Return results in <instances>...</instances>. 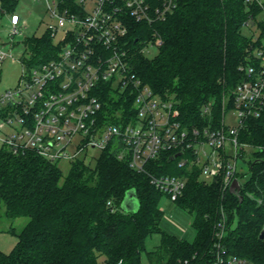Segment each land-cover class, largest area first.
<instances>
[{
  "label": "trees",
  "instance_id": "trees-1",
  "mask_svg": "<svg viewBox=\"0 0 264 264\" xmlns=\"http://www.w3.org/2000/svg\"><path fill=\"white\" fill-rule=\"evenodd\" d=\"M19 1L0 0V12L16 13ZM75 3L62 0V6L72 10ZM250 12L245 0H180L164 20L133 21L127 39L136 73L156 92L177 99L184 123H209L202 108L210 101L214 102V123H218L224 100L231 99L234 88L245 78L242 65L253 61V47L264 41V21L259 22L261 34L256 40L242 31ZM158 37L162 40L159 52L148 58L140 48ZM52 40L49 31L25 38L32 61L41 56L47 59L54 52ZM103 101L112 121H118L113 113L121 103L132 104V99L110 95ZM240 141L254 148L243 151V156L250 157V177L241 189L243 199L223 187L221 176L206 180L198 167H180L172 152L149 164L157 174L188 176L184 194L174 202L194 215L193 241L161 229L164 211L160 201L165 194L147 175L133 170L128 159H119L111 145L91 161H72L66 175L59 163L34 151L14 153L3 145L0 200L8 217L27 216L29 221L12 252L0 249V264H144L146 240L153 233H161V244L146 251L150 264H183L186 260L213 264L215 229L224 217L225 254L264 264V110L260 116L248 118ZM132 188L140 207L127 212L121 203Z\"/></svg>",
  "mask_w": 264,
  "mask_h": 264
},
{
  "label": "built area",
  "instance_id": "built-area-1",
  "mask_svg": "<svg viewBox=\"0 0 264 264\" xmlns=\"http://www.w3.org/2000/svg\"><path fill=\"white\" fill-rule=\"evenodd\" d=\"M75 1L72 10L63 7L62 0H46L56 21L48 28L52 39L64 27L66 37L54 44L47 59L41 56L36 62L27 51L26 36L17 38L23 33L20 15L10 14L9 44L11 49L22 47L18 59L22 72L15 87L0 91L2 144L14 153L31 150L57 163L88 160L111 145L119 159H128L133 170L147 175L175 201L184 194L188 176L157 174L149 167L163 153L172 152L180 167H198L206 180L221 176L223 187L230 190L235 179L240 181L239 157L254 149L240 141V132L248 118L258 117L264 110V41L253 47V61L242 65L245 78L234 88L231 99L224 101L221 120L214 123V102L210 101L202 108L209 123L189 126L180 118L177 99L156 92L136 73L127 39L133 21L164 20L180 0ZM245 3L251 10L246 26L264 21V0ZM88 4L91 8L86 9ZM161 43L160 37L150 40L140 51ZM9 56L13 57L12 50L0 49V69ZM109 95L132 99L130 106L124 102L114 110L118 121H112L105 108L103 98ZM231 111L234 117L230 121ZM226 225L225 217L216 225L213 264H258L225 254Z\"/></svg>",
  "mask_w": 264,
  "mask_h": 264
},
{
  "label": "rangeland",
  "instance_id": "rangeland-1",
  "mask_svg": "<svg viewBox=\"0 0 264 264\" xmlns=\"http://www.w3.org/2000/svg\"><path fill=\"white\" fill-rule=\"evenodd\" d=\"M91 8L88 4L86 9ZM15 12L21 17V26L23 33L18 36V39H22L27 36H42L48 32V28L55 25L56 21L50 16L47 9L46 0H20ZM10 13L2 14L0 12V49L12 50L13 57H7L0 69V91H4L8 88L15 87L19 81L22 72V63L18 60L21 56L20 51L22 47L17 45L11 49L9 41L10 35ZM65 28L60 29L57 35L54 37L53 44L57 45L60 41L66 37ZM243 33L249 37L257 39L261 34V28L259 25L253 27L244 26ZM256 33V35L254 34ZM159 52L158 47H146L144 54L148 58H154ZM225 101V100H224ZM234 117L231 111L228 115V119ZM3 146L0 141V148ZM96 152V151H92ZM99 152L97 151V155ZM248 155L241 156L238 159L240 168V181L244 184L250 177V170L248 166ZM88 161H91L88 157ZM93 161V160H92ZM94 163V161H93ZM63 173L66 175L71 167V162L68 160H61L59 162ZM210 180V179H207ZM160 207L164 211V216L161 222V229L169 234L176 235L179 238L193 241L196 236V229L193 226L194 215L187 209L181 207L176 202L172 201L168 196L163 195L160 201ZM29 221V217L21 216L17 218H10L6 215V206L3 201L0 200V249L6 253L12 252L19 241V234L23 227ZM161 244V233H153L146 240V251H154L157 246ZM154 249V250H153ZM143 252L142 261L147 263L149 257L147 252Z\"/></svg>",
  "mask_w": 264,
  "mask_h": 264
},
{
  "label": "water",
  "instance_id": "water-1",
  "mask_svg": "<svg viewBox=\"0 0 264 264\" xmlns=\"http://www.w3.org/2000/svg\"><path fill=\"white\" fill-rule=\"evenodd\" d=\"M253 24V21L251 22ZM242 185L239 179H235L231 185L230 191L243 199L241 195ZM140 207V201L135 188L126 191L125 197L121 203V208L127 212H136ZM261 236H264V231H262Z\"/></svg>",
  "mask_w": 264,
  "mask_h": 264
},
{
  "label": "crops",
  "instance_id": "crops-1",
  "mask_svg": "<svg viewBox=\"0 0 264 264\" xmlns=\"http://www.w3.org/2000/svg\"><path fill=\"white\" fill-rule=\"evenodd\" d=\"M157 247H158V246H157ZM153 250H154V249H153ZM150 251H152V250H150ZM147 259H148V261H147L146 264H150V260H149L148 256H147Z\"/></svg>",
  "mask_w": 264,
  "mask_h": 264
}]
</instances>
